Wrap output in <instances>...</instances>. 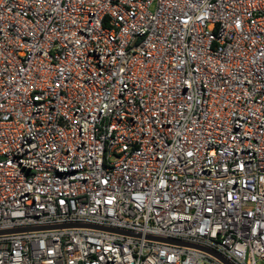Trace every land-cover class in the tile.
Returning a JSON list of instances; mask_svg holds the SVG:
<instances>
[{"label": "built area", "instance_id": "built-area-1", "mask_svg": "<svg viewBox=\"0 0 264 264\" xmlns=\"http://www.w3.org/2000/svg\"><path fill=\"white\" fill-rule=\"evenodd\" d=\"M0 232V264H264V0H0Z\"/></svg>", "mask_w": 264, "mask_h": 264}, {"label": "water", "instance_id": "water-1", "mask_svg": "<svg viewBox=\"0 0 264 264\" xmlns=\"http://www.w3.org/2000/svg\"><path fill=\"white\" fill-rule=\"evenodd\" d=\"M64 227H75V225H63V226H59V227H41V228H23V229H17L12 232H27V231H32V230H49V229H55V228H64ZM98 229V228H97ZM107 231H111V232H117V233H125L122 232L121 230H115L112 228L106 229ZM0 233H6V232H0ZM128 235H132V234H128ZM161 241H167V240H161ZM167 242L172 243V244H176V245H180V246H188V247H195L191 244H187V243H183L180 241H176V240H168Z\"/></svg>", "mask_w": 264, "mask_h": 264}]
</instances>
